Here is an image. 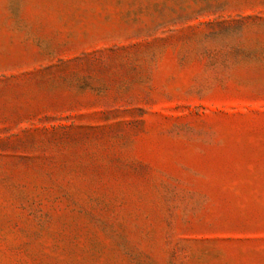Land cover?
<instances>
[{"label": "rangeland", "instance_id": "374dc122", "mask_svg": "<svg viewBox=\"0 0 264 264\" xmlns=\"http://www.w3.org/2000/svg\"><path fill=\"white\" fill-rule=\"evenodd\" d=\"M0 264H264V0H0Z\"/></svg>", "mask_w": 264, "mask_h": 264}]
</instances>
